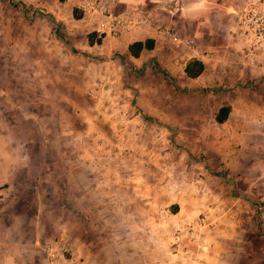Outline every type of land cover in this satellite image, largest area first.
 <instances>
[{
  "label": "crops",
  "instance_id": "obj_1",
  "mask_svg": "<svg viewBox=\"0 0 264 264\" xmlns=\"http://www.w3.org/2000/svg\"><path fill=\"white\" fill-rule=\"evenodd\" d=\"M78 1L4 0L39 24L17 37V57L47 42L60 62L42 69L53 100L40 83L31 101L10 99L21 86L0 82V264H264V64L245 55V0H116L183 43L152 29L111 37ZM178 223L207 224V247H176Z\"/></svg>",
  "mask_w": 264,
  "mask_h": 264
},
{
  "label": "built area",
  "instance_id": "obj_2",
  "mask_svg": "<svg viewBox=\"0 0 264 264\" xmlns=\"http://www.w3.org/2000/svg\"><path fill=\"white\" fill-rule=\"evenodd\" d=\"M116 3V0H79L78 8L83 12L85 20H97L101 31L111 37L120 38L136 30L152 29L174 41L183 43V39L177 32L164 28L144 9L118 13ZM237 28L240 36L248 44L245 55L250 63L255 66L264 64V0L244 1L238 12ZM185 44L192 46L193 41H185ZM216 123H220L218 119H216ZM206 226L208 225L205 223H201L200 227L192 224L187 227L180 223L176 224L173 228L176 247L179 248L186 238H189L200 249L207 247ZM61 250L63 251V249ZM45 251L53 262L57 261L60 256V251L56 250L54 246L47 245Z\"/></svg>",
  "mask_w": 264,
  "mask_h": 264
},
{
  "label": "rangeland",
  "instance_id": "obj_3",
  "mask_svg": "<svg viewBox=\"0 0 264 264\" xmlns=\"http://www.w3.org/2000/svg\"><path fill=\"white\" fill-rule=\"evenodd\" d=\"M31 14L32 13L30 11H27L26 9L25 11H23L21 9V6L19 5L18 7H15L13 4L6 5L4 4V0H0V79H1L0 82L4 83V78H5V82H7L8 80L10 84L21 86V87L13 88L14 92L8 93L10 99L22 100L23 98H25V99H29V101H31V99L33 98L31 94L33 90V85L35 83H40L41 86L47 85L44 87L45 90L42 89L39 90L41 94L42 93L45 94V95L42 94L41 98L47 99L49 101L50 99L53 100L55 98L54 92L59 89V86H57L58 84H56L55 86L54 85L55 79L52 78L49 79L48 75L42 73L43 71L42 69L53 68L52 66H57L58 62H60L59 60H52L50 58L47 59V57H45L44 54H47L48 52L47 50L50 44L47 42L46 43L40 42L38 44H33L32 42H30V44L26 47L24 51V54L27 57L25 58L17 57L18 53H20V51L22 50L20 48V45L18 48L16 47L15 41L17 37L22 34L24 36L32 35V31L30 30V27L33 30L38 29L39 27L38 26L39 24H35V27H33V25L30 23V20L32 18ZM20 20H24L25 24L22 25V23L19 22ZM4 35L8 37L7 40L8 45L4 44V40L7 39L4 37ZM9 37L12 39L13 42L9 40ZM98 38L101 39L100 36ZM4 51H6L5 53L7 54V57H4ZM16 51L19 52L17 53ZM50 62H54V63H50ZM73 62H74L73 72H76V68L79 66V64L78 62L76 63L75 57ZM93 82H96V80L94 79L92 83ZM50 83H53L54 86V88H52L53 90H49L51 87L48 84ZM89 88L90 86L88 87V89ZM83 89L86 88L83 87ZM6 91L7 90H4V92ZM56 97L58 101L64 98L61 92H56ZM75 100L85 101L87 99L78 96L75 98ZM28 108L31 109V107ZM51 109L53 110V107H51ZM56 111L59 112V110ZM59 122L60 121L58 120V123Z\"/></svg>",
  "mask_w": 264,
  "mask_h": 264
},
{
  "label": "trees",
  "instance_id": "obj_4",
  "mask_svg": "<svg viewBox=\"0 0 264 264\" xmlns=\"http://www.w3.org/2000/svg\"><path fill=\"white\" fill-rule=\"evenodd\" d=\"M76 17L79 18L80 15L77 14ZM95 36H96V33H92L88 36L90 44H94ZM97 42L101 43V39H98ZM151 48H153V42L151 41L136 42L130 46V52L132 53L133 56L138 57L143 49H151ZM203 71H204L203 63L197 60H192L191 62H189L186 68V74L190 78L198 77L199 75L202 74ZM229 111L230 109L228 107H224L220 110L218 114V118H217L220 123L226 120V118L228 117Z\"/></svg>",
  "mask_w": 264,
  "mask_h": 264
}]
</instances>
